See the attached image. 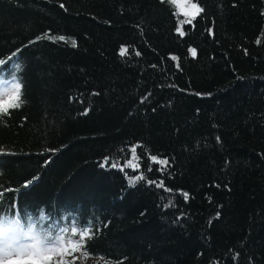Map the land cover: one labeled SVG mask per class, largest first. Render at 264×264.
Masks as SVG:
<instances>
[{"label":"trees","instance_id":"trees-1","mask_svg":"<svg viewBox=\"0 0 264 264\" xmlns=\"http://www.w3.org/2000/svg\"><path fill=\"white\" fill-rule=\"evenodd\" d=\"M193 1L189 18L168 0H0V81L23 86L0 116V217L88 229L60 249L92 264H264V0Z\"/></svg>","mask_w":264,"mask_h":264},{"label":"snow or ice","instance_id":"snow-or-ice-1","mask_svg":"<svg viewBox=\"0 0 264 264\" xmlns=\"http://www.w3.org/2000/svg\"><path fill=\"white\" fill-rule=\"evenodd\" d=\"M168 2L172 4H176L177 0H168ZM63 7V5H61ZM195 8L196 5H193ZM202 11V10H200ZM191 23V21H181L183 23ZM181 35L184 33L180 28L176 29ZM50 40H65V37H55V36H47ZM37 40L41 39V37H37ZM72 46H76L75 40L72 41ZM191 55L194 57L196 55V49H189ZM19 52V50H17ZM127 52L125 47H121L120 54L124 55ZM138 54V53H137ZM13 56L16 53L12 54ZM176 59V57H173ZM5 60H0V65H5ZM179 67V65H177ZM20 65H16V69L19 70ZM22 84L13 76L11 85L9 86V81L3 80L0 81V116L9 112L12 108L20 107L22 103L21 90ZM87 111V110H86ZM219 140V137H217ZM136 147L132 146L131 153L133 159H138L136 156ZM108 157H105L102 167L108 163ZM151 160L153 162L165 165L167 164V160H158L157 157L152 156ZM128 166L139 167V165H133L132 160L127 162ZM113 168L117 167L116 163L111 165ZM151 170V168H149ZM138 179H144L143 175L137 176L135 178H130L129 183L133 184ZM31 183V181L26 182ZM149 183H155L153 181H149ZM158 187H163V183L161 182ZM170 191V190H169ZM185 199L188 198V194L184 193ZM43 215L41 214L40 219L43 220ZM24 218L19 214H16V217L13 219H9L7 216L0 217V264H51V254L56 253L59 246H67V245H77L79 247V243L77 241L72 240L71 236H75L79 234L81 241H83L86 237L90 238V232L88 229L78 230L77 228L71 229V236L66 238L63 235H57L56 237L50 239L46 234L41 236L40 233L35 231L36 225L32 222L31 218H29L25 223H22ZM67 232V229L63 230ZM31 241V242H29ZM87 256V253H85ZM102 259V258H101ZM107 264V262H105Z\"/></svg>","mask_w":264,"mask_h":264},{"label":"rangeland","instance_id":"rangeland-1","mask_svg":"<svg viewBox=\"0 0 264 264\" xmlns=\"http://www.w3.org/2000/svg\"><path fill=\"white\" fill-rule=\"evenodd\" d=\"M175 5L180 13L189 18L196 15L199 11V5L193 0H177V3ZM193 5H196V7L194 8ZM129 160L132 159L129 158L127 162ZM132 162L134 165L133 160ZM58 248L59 250L56 253L51 254V264H69L71 259L77 261V264H92L94 261H96V259L91 257L83 259L77 253H73L72 256L65 255V253L61 251L60 246H58Z\"/></svg>","mask_w":264,"mask_h":264}]
</instances>
